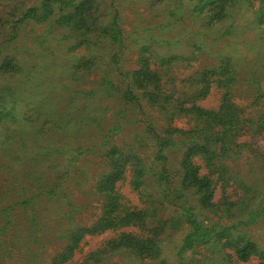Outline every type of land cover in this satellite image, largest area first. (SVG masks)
Returning <instances> with one entry per match:
<instances>
[{"label":"trees","instance_id":"obj_1","mask_svg":"<svg viewBox=\"0 0 264 264\" xmlns=\"http://www.w3.org/2000/svg\"><path fill=\"white\" fill-rule=\"evenodd\" d=\"M28 1L0 0V36L12 29V37H17L20 26L30 20L46 23L47 30L36 47L16 48L0 42V116H6L0 122V264H64L84 236L104 232L114 236L90 255L93 260L125 251L146 264H170L162 256L164 238L184 232L176 264H233L252 259L264 264V248L238 228L254 217H264V189L239 180L242 192L238 198L214 201L211 174L215 170L220 177L227 176L225 160L237 153L232 147L234 138L254 137L264 126V113L251 118L234 102V86L241 76L238 60L217 55L215 66L195 71L188 79L194 90L183 100L180 95L184 93L172 87L169 71L172 64L185 62L184 57H162L147 46L139 50L136 68L112 67L117 57L113 49L122 48L125 41L119 6H115L119 0L104 9L100 0H39L37 5ZM163 1L152 0L153 11H164ZM234 1L200 0L201 6L195 9H206L203 19L220 24L229 17ZM167 14L168 19L152 29L174 26L181 20L176 10ZM60 46L73 58L63 66L55 54ZM29 59H33L30 66ZM35 71L39 76H33ZM214 80L223 91L221 104L207 111L194 100L206 97ZM57 84L69 93L85 94L88 104L101 109L91 118L96 127L111 109L107 102L101 104L104 97L115 100L117 96L137 106L146 100L152 110L169 118L167 128L159 130L164 132L158 138L159 150L153 153L156 170H147L146 156L139 151L145 142L138 146L131 138L121 139L103 150L107 170L92 191L102 206L89 226L74 225L78 213L61 178L73 173L80 151L93 147L83 148L76 142L83 137V128L69 130L68 124L79 120L68 110L76 103L60 95ZM182 117L186 123L193 122L186 131L173 125ZM148 121L146 132L156 137L153 120ZM177 133L187 137L186 144L175 139ZM170 148L178 154L175 162L165 153ZM195 157L213 170L200 174ZM128 172L132 188L142 199L141 208L127 205L118 191L117 183ZM55 174H60L58 182L52 179ZM61 238L60 251L49 255V248ZM183 251L186 255L179 257Z\"/></svg>","mask_w":264,"mask_h":264},{"label":"rangeland","instance_id":"obj_2","mask_svg":"<svg viewBox=\"0 0 264 264\" xmlns=\"http://www.w3.org/2000/svg\"><path fill=\"white\" fill-rule=\"evenodd\" d=\"M38 1L29 0L28 4L37 5ZM100 1L104 9L112 0ZM163 2L167 7L164 11L160 10L159 12L153 11L152 0H119L118 4H115V6H119L125 41L122 48L113 49L116 51L117 57L113 60L115 63L112 67L123 71L136 68L140 59L138 58L139 50L147 46L162 57L172 55L184 57L185 62L171 65L169 77L174 83L172 87L181 90L184 95H180V93L179 95L183 100H187L194 90L190 86L192 83H188V79L195 71L215 66L219 60L216 58L217 55H231L238 60L241 74L239 82L234 86V102L243 108L245 114H249L251 118L263 114L264 96L260 98L258 96L264 92V0H235L234 7L229 11V17L224 22L213 25L203 19V11L206 9H195L201 6L200 0H164ZM175 10L181 14L178 24L168 25L162 29H152L155 23L168 19L167 12ZM46 31V23L30 20L20 26L17 37H12L13 30L11 29L0 36V42H6L5 45L16 48L36 47L37 42L42 38L39 36L43 33L46 34ZM49 44L55 49L53 47L55 45ZM55 54L60 59V65L67 63L66 60H73L72 56L65 54L61 46L58 47V52ZM155 60L157 59H152V62ZM32 61L33 59L28 60V66ZM34 74L35 77L39 76L36 71ZM56 88L60 95H66L67 98L69 96V102L73 100L76 103V105L68 106L69 112H73L72 116L79 118L77 122L68 124L69 130L75 132L79 127L83 128V137L76 142H80L84 146L83 148L93 147L91 150L80 151L73 173L68 174L66 178L64 176L61 178V186L64 188V192L71 196L69 201L78 213L74 216V225L89 226L99 216L102 206L101 199L98 196H93L92 191L95 183L107 170L103 161V150L108 146L119 144L121 139L131 138L138 146L145 142L139 151L146 156V163L149 165L147 170H156L158 163L153 159V153L159 150L158 138L164 135V132L159 130L167 128L169 118L152 110L146 100H142L137 106L133 103L125 104L117 96L115 100L104 97L101 99V104L107 102L111 105V109L107 113V117L100 120L99 126L96 127L95 123L91 124V118L101 111L99 107L88 104L84 99L85 94L69 93V90L62 88L59 84ZM222 94V89L217 86V82L214 80L207 96L196 99L194 102L204 110H217L221 104ZM62 105L63 102L60 106ZM3 117L0 116V122ZM149 119L153 120L152 128L156 132V137L151 132L149 134L146 132ZM186 121L183 117L178 118L175 119L173 125L186 131L190 124H193L192 121L188 123ZM117 124L120 126L119 129L107 131L117 127ZM236 127L238 128L239 125L237 124ZM254 129H257L256 125ZM258 130L260 132L254 137L242 135L234 138L232 147L237 153L231 158L224 159L227 176L220 177V174L206 165L202 158H194V161L200 166V174H206L213 170L214 174L211 176L214 179L215 202H221L224 198L234 200L235 196L238 198L242 192V186L238 184L239 180H242L245 185L258 187V190L264 189V126L259 127ZM235 132L236 130H233L229 134L230 140H233ZM175 139L183 140L184 144L188 140L187 137H182L178 133L175 134ZM165 153L171 161L177 160L176 149L170 148ZM61 160L62 158L59 157L58 162ZM63 164L65 166L64 161ZM60 168L55 170H60ZM59 175H52V179L56 178L58 182ZM117 188L127 205L135 208L142 207V199L130 184L129 172L125 174L123 180L117 183ZM238 228L239 232L248 234L261 248H264V217H254L248 221L247 225L238 226ZM183 235L184 232L174 233L170 237L164 238L162 256L170 264L178 262L176 253L182 245ZM113 236L112 232L84 236L72 257L64 264H146V261L138 256L125 251H117L100 261L91 259L90 255L95 254ZM63 240L62 238L55 240L52 248L47 251L48 254L55 255V252L60 251L64 244ZM185 253L187 252H181L179 257H184ZM233 264H257V261L255 259L247 262L235 261Z\"/></svg>","mask_w":264,"mask_h":264}]
</instances>
